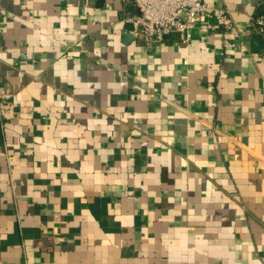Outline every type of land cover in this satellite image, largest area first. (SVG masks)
Listing matches in <instances>:
<instances>
[{"label": "crops", "instance_id": "obj_1", "mask_svg": "<svg viewBox=\"0 0 264 264\" xmlns=\"http://www.w3.org/2000/svg\"><path fill=\"white\" fill-rule=\"evenodd\" d=\"M207 1L230 32L148 47L121 0H0V264H264V0Z\"/></svg>", "mask_w": 264, "mask_h": 264}, {"label": "built area", "instance_id": "obj_2", "mask_svg": "<svg viewBox=\"0 0 264 264\" xmlns=\"http://www.w3.org/2000/svg\"><path fill=\"white\" fill-rule=\"evenodd\" d=\"M126 7L124 21L133 27L132 34L145 45L152 47L164 37L176 35L187 42L190 30L198 27L201 32H230L233 22L228 9L211 4L207 0H121ZM250 31L264 39V15L250 19ZM229 45V40H223Z\"/></svg>", "mask_w": 264, "mask_h": 264}, {"label": "water", "instance_id": "obj_3", "mask_svg": "<svg viewBox=\"0 0 264 264\" xmlns=\"http://www.w3.org/2000/svg\"><path fill=\"white\" fill-rule=\"evenodd\" d=\"M132 29H133L132 25L130 23H126V25H125L126 36L125 37L129 38L132 36V34H131ZM253 43H254L255 47L260 48L262 45H264V39L256 38L253 40Z\"/></svg>", "mask_w": 264, "mask_h": 264}]
</instances>
